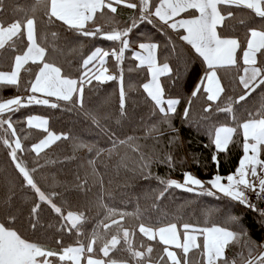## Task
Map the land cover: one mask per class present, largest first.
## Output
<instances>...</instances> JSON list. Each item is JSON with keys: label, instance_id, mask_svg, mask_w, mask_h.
Listing matches in <instances>:
<instances>
[{"label": "snow or ice", "instance_id": "snow-or-ice-1", "mask_svg": "<svg viewBox=\"0 0 264 264\" xmlns=\"http://www.w3.org/2000/svg\"><path fill=\"white\" fill-rule=\"evenodd\" d=\"M4 4L5 0H0V10L4 8ZM121 5L137 13L130 17V22H125L124 27H119L120 21L115 16L118 6ZM232 9L248 10L250 21L259 18L260 27L248 28L244 45L239 39L224 36L221 32L226 26V21L236 17V12ZM105 10L113 14L109 17L113 25L109 31L95 25L97 15L105 16ZM15 11L23 12L24 16L6 25L0 20V63L11 60L9 71L0 70V144L9 149L8 155L22 177L23 185L33 190L38 200L49 205L60 217V230L74 234L77 239L74 245L65 246L62 240H57V249L47 247L24 238L15 228L9 226L15 220L14 216H10L7 222H0V264H237V257L242 264H264V244H256L250 239L251 233L245 230L242 218L236 215H229L224 224H213L210 227L175 221L154 226L151 222H144L139 209L134 213L118 212L104 204L101 195L100 206L105 209L106 214L98 221L91 234H88L84 227L88 220L86 213L69 210L65 214L63 207L58 206L54 200L59 194L43 191L33 175L37 168L30 169L18 156V153L22 154L28 150L24 147L9 115L31 105L56 109L61 107L59 101L83 108L85 84H91L95 80L100 84L109 81L119 83V115L126 116L128 89L125 87L121 66L126 53L131 51L132 58L139 62L136 67L147 68L150 80L141 87L147 100H150L154 109H158L161 114L159 126L153 125L149 128L148 135L158 140L164 135V126L167 125L173 133V139L169 141L172 143L176 134L172 119L177 114V106L181 100L165 98V89L160 78H171L173 69L167 62H158L157 43L141 42L138 44L139 51H134L129 37L134 29L145 23L164 35H168V29L177 32L178 39L190 45L196 56L206 65L204 74L199 77V82L191 91L188 106L184 108L181 119L189 122L191 98L206 94L205 98L210 103L203 108V112L209 115L201 119H209L213 112L226 113L235 124L230 126L225 123L209 129L210 143L206 147L214 148L212 162L219 165V154L229 150L238 134L242 136L243 155L235 171L227 176H221L217 171L211 179L203 181L191 172L184 171L181 182L177 179L153 177L151 173V166L155 163L166 164L171 168L174 165L171 154L141 151L139 145H133L132 150L139 153L138 171L144 179L155 178L163 185L157 199L164 197L169 189H180L196 196L214 197L218 200L226 199L256 213L261 228L264 229V208L258 207L252 199L255 197L257 202L264 200V102L259 109L249 111V118L242 122L238 121L234 106L246 101L257 89L264 87V0H35L30 8H19ZM38 11L42 12L41 22L47 26H55L59 22L66 33L76 37L102 38L113 42L115 46L111 50L95 47L84 57L81 65L84 71L79 79L63 75L61 67L48 59V49L51 48L53 52L56 50L60 34L51 31V42L47 40V36L38 34ZM182 14L187 18H183ZM239 22L246 23L245 19ZM90 24L95 26L90 28ZM181 29L182 33L179 31ZM168 42L172 44V51L175 52V42L170 36ZM240 51L242 55H238ZM109 57L113 58L118 74L109 72ZM241 61L242 74H239L238 81L243 92L235 99L227 97L221 106L219 102L223 98L225 88L222 86L218 70L239 68ZM29 65L37 66L38 70L33 74L32 69L27 67ZM23 72L34 75V78L25 82L23 91L27 95L17 94L5 98L4 90H21ZM49 98H55V102ZM91 118L93 123L99 126L96 117ZM26 123L29 128L41 129L47 133L45 138L31 146L30 151L34 152L37 158L55 141L69 139L67 135L50 132L47 128L48 120L43 117L30 115ZM101 130L107 131L103 128ZM133 140V137H128L127 140H120L119 144H127ZM116 147L117 143L113 141V148L108 151L111 153ZM77 148H87L89 152L94 150V146L83 143L78 144ZM102 151L97 150L96 155L100 156ZM34 163L38 165V159ZM88 163L94 165L95 161L89 160ZM77 180L79 181L80 177H77ZM76 186L87 190V180ZM39 209L40 203L34 204L31 209L29 223L33 229L39 223ZM129 216L140 221L138 232L142 237L147 241H158L164 246L162 254L153 256L155 248L151 243H145L144 240L139 244L135 242L137 229L126 227L124 224ZM113 227L116 231L110 232ZM101 240L102 245L99 244ZM237 243L247 249V258L242 252L229 258L228 250ZM257 248L261 250L258 255L253 256V251ZM115 251L126 252L128 258L117 260L111 257L110 253ZM194 254H198L195 259Z\"/></svg>", "mask_w": 264, "mask_h": 264}, {"label": "trees", "instance_id": "trees-1", "mask_svg": "<svg viewBox=\"0 0 264 264\" xmlns=\"http://www.w3.org/2000/svg\"><path fill=\"white\" fill-rule=\"evenodd\" d=\"M34 3L35 0H5L4 8L0 10V20H3L6 25L15 19L22 18L24 13L15 10L30 8ZM232 10L236 12V17L226 21V26L221 29V32L224 36L239 39L244 45L248 28L260 27L259 18L250 21L247 15L248 10ZM105 12L107 13V10ZM134 14H137L135 10L118 6L115 16L120 21L119 27H124L125 22H130V17ZM36 15L38 34L47 36L49 42L52 40L51 31H57L60 34L56 50L53 52L51 48L48 49V59L61 67L62 74L70 78L79 79L84 71L81 67L83 58L95 47L111 50L115 46L113 42L102 38L76 37L66 33L59 22L55 26H47L40 20L42 12L38 11ZM111 15L113 14L107 13L105 16L98 14L95 25L101 26L104 31H109L113 27L109 20ZM241 19H245L246 23L241 24L239 22ZM95 25L90 24L89 27L92 28ZM169 36L175 42V52L172 51V44L168 42ZM129 38L132 41V47L141 42L157 43L159 45L158 61L169 63L173 69L171 78L163 76L161 83L165 89V98L181 100L177 107V114L172 119L176 129L174 142H169L173 139V133L167 125L164 126V135L158 140L148 135L149 128L153 125L159 126L161 114L158 109H154L151 101L147 100L146 93L141 87L148 80L146 69L136 67L137 64L129 51L121 66L125 87L128 89L126 116L119 115V83L109 81L100 84L93 80L91 84H85L83 108L59 101L61 107L56 109L31 105L9 114L24 147L28 150L22 154L18 153V156L30 169L37 168L33 175L43 191L59 194L54 200L58 206L63 207L65 214L69 210L86 213L88 220L84 227L88 234H91L98 221L106 214L105 209L100 206L102 195V202L108 207L118 212L129 213L139 209L144 222H151L154 226L175 221L181 224L186 222L200 227H210L213 224H224L229 215H236L242 218L246 226L245 230L251 233L250 239L260 244V241L264 239V229L261 228L258 216L250 210L226 199L196 196L180 189H169L164 197L157 199L163 185L155 178L144 179L140 175L137 168L139 153L132 150L133 145H139L141 151L171 154L174 158V165L171 168L166 164H153L150 169L153 177L177 179L182 182L184 171L191 172L201 180L211 179L217 171L221 176H227L235 171L242 156V136L236 135L229 150L219 154V165L214 164L211 160L214 148L206 147L210 143L209 129L225 123L235 126L231 117L226 113L213 112L209 119H201L209 115L203 112V108L210 103L206 100V95L202 93L191 98L189 122L181 119L184 108L188 106L191 91L202 75L200 64L170 33L164 35L146 23L134 29ZM45 46L48 47V44ZM238 55H242V51L238 52ZM10 64L11 60L0 63V70L9 71ZM27 67L32 69L33 74L38 70L35 65ZM107 67L111 73H117L113 58L107 59ZM241 69L242 62L239 68L218 71L222 86L225 88L223 98L219 102L221 106L227 97L231 96L235 99L242 94L243 89L238 81ZM31 78H34V75L30 76L29 73L23 72L21 90L19 92L12 89L4 90L3 96L7 98L17 94L26 95L23 88L25 82ZM262 102H264V87L257 89L246 101L234 105L238 121L242 122L249 118V111L259 109ZM30 115L47 119L50 132L56 135H67L69 139L54 142L37 158L36 154L30 151L31 146L41 140L46 133L27 126L26 119ZM92 116L99 121V126L93 123ZM102 128L107 131H102ZM128 137H133L134 140L127 144H119L120 140H127ZM113 141H116L117 147L110 153L108 150L113 148ZM80 143L94 146V150L89 152L87 148H77ZM97 150H103L100 156L96 155ZM8 152L9 149L0 144V222H7L10 216H14L15 220L9 226L15 228L24 238L53 249L58 248L57 240H62L65 246L74 245L77 237L60 230L62 224L60 217L51 210L49 205L40 202L33 190L23 185L22 177L16 171ZM37 159L38 165L34 163ZM89 160H94L95 164L89 165ZM93 167L95 173H93ZM77 177H80L79 181ZM83 180H87V190H81L76 186ZM36 203H40L39 223L33 229L29 221L31 209ZM139 222L129 216L126 217L124 224L126 227L137 229L135 236L137 244L144 240L145 243L154 245L153 256L162 254L163 246L158 241H147L139 234ZM109 231L115 232L116 228L113 227ZM101 233H103L102 229ZM102 243L101 240L99 244L102 245ZM259 250L255 249L253 255ZM241 252L245 258L248 257V251L242 245ZM110 256L117 260L128 258V254L124 251H115L110 253Z\"/></svg>", "mask_w": 264, "mask_h": 264}, {"label": "crops", "instance_id": "crops-1", "mask_svg": "<svg viewBox=\"0 0 264 264\" xmlns=\"http://www.w3.org/2000/svg\"><path fill=\"white\" fill-rule=\"evenodd\" d=\"M121 7H124L123 5H121ZM126 8V7H125ZM182 16H183V18H187V16L186 15H184V14H182ZM181 33L183 32V30L181 29V30H179ZM167 32L168 33H170L177 41H178V43L183 47V48H185L187 51H189L190 52V54L194 57V59L200 64V66H201V68H202V75L204 74V71H205V69H206V65H204L203 64V62H202V59L201 58H199V57H197L196 56V54L194 53V51L191 49V46L190 45H187L185 42H183V41H180L179 39H178V35H177V32H174V31H172V30H170V29H168L167 30ZM145 43H148V42H145ZM139 44V43H138ZM138 44L135 46V47H132V49L134 50V51H139V49H138ZM145 55L147 54V53H144ZM158 54V49H157V52H156V55ZM110 58V57H109ZM112 58V57H111ZM157 59H158V56H157ZM135 60V59H134ZM135 62H136V64H138L139 62L137 61V60H135ZM159 62V61H158ZM242 62V61H241ZM160 63V62H159ZM242 67H243V65H242ZM144 69H146V71H147V68L145 67ZM223 69V68H222ZM222 69H219V70H222ZM218 70V71H219ZM94 71H96L95 69H94ZM110 72V71H109ZM111 73V72H110ZM147 74H148V72H147ZM241 74H242V69H241ZM201 75V76H202ZM162 78V77H161ZM160 78V79H161ZM150 80V76L148 75V80L146 81V82H148ZM199 82V81H198ZM242 87V86H241ZM27 95V94H26ZM26 95H24V96H26ZM206 95V94H205ZM49 99H51V100H53L54 102H55V98H49ZM178 107V106H177ZM159 111V110H158ZM27 120V119H26ZM28 126V125H27ZM47 128H48V125H47ZM35 129V128H34ZM37 130H41V129H37ZM41 131H43V130H41ZM53 133V132H52ZM47 135V133L45 134V136ZM45 136L43 137V138H45ZM42 138V139H43ZM40 141V140H39ZM38 141V142H39ZM37 142V143H38ZM56 142V141H55ZM53 144V143H52ZM51 144V145H52ZM242 155H243V152H242ZM203 181H207V180H203ZM226 182V181H225ZM235 203V202H234ZM237 204V203H236ZM260 244H264V239H262L261 241H260ZM241 243H237V244H235L234 246H232L229 250H228V252H227V255L229 256V258H232L233 256H235V255H237V254H239L240 253V248H241ZM163 246V245H162ZM164 247V246H163ZM261 250V249H260ZM259 250V251H260ZM259 251L256 253V254H254L253 256H255V255H258L259 254ZM198 256V254H194L193 255V258L195 259L196 257ZM237 264H242V262L240 261V259H239V257H237Z\"/></svg>", "mask_w": 264, "mask_h": 264}, {"label": "built area", "instance_id": "built-area-1", "mask_svg": "<svg viewBox=\"0 0 264 264\" xmlns=\"http://www.w3.org/2000/svg\"><path fill=\"white\" fill-rule=\"evenodd\" d=\"M252 199H253V202H255V203H257V206L258 207H260V208H264V200H262V201H259V202H257V201H255V197H252ZM251 211V210H250ZM252 212V211H251ZM254 213V212H253ZM254 214H256V213H254ZM257 215V214H256ZM258 216V215H257Z\"/></svg>", "mask_w": 264, "mask_h": 264}]
</instances>
